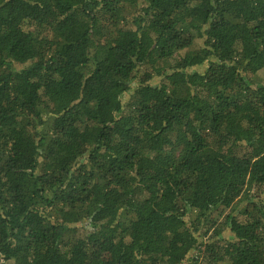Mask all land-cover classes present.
Instances as JSON below:
<instances>
[{
    "label": "trees",
    "instance_id": "trees-1",
    "mask_svg": "<svg viewBox=\"0 0 264 264\" xmlns=\"http://www.w3.org/2000/svg\"><path fill=\"white\" fill-rule=\"evenodd\" d=\"M264 0H0V264H264Z\"/></svg>",
    "mask_w": 264,
    "mask_h": 264
},
{
    "label": "rangeland",
    "instance_id": "rangeland-1",
    "mask_svg": "<svg viewBox=\"0 0 264 264\" xmlns=\"http://www.w3.org/2000/svg\"><path fill=\"white\" fill-rule=\"evenodd\" d=\"M259 78L262 79L260 81L264 84V73H260Z\"/></svg>",
    "mask_w": 264,
    "mask_h": 264
}]
</instances>
